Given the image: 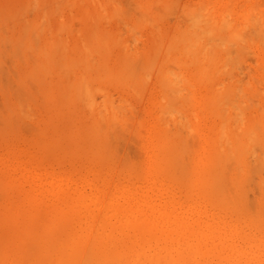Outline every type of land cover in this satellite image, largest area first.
<instances>
[{
	"label": "bare ground",
	"instance_id": "6f19581e",
	"mask_svg": "<svg viewBox=\"0 0 264 264\" xmlns=\"http://www.w3.org/2000/svg\"><path fill=\"white\" fill-rule=\"evenodd\" d=\"M253 183L264 0H0V264H221Z\"/></svg>",
	"mask_w": 264,
	"mask_h": 264
},
{
	"label": "rangeland",
	"instance_id": "374dc122",
	"mask_svg": "<svg viewBox=\"0 0 264 264\" xmlns=\"http://www.w3.org/2000/svg\"><path fill=\"white\" fill-rule=\"evenodd\" d=\"M131 145L132 144H130V146ZM134 146H135V149L137 150L138 148L136 147V145H134ZM129 149H130V147H129ZM135 149L133 150V152H131V151L130 152L132 154L137 153V152H134ZM253 185H256V187L258 189L257 190L258 194L254 193L256 190L253 191V188L255 187V186L253 187ZM253 185L250 186V190L253 187L252 190L249 191V193L252 196L249 195L248 201H249V203L251 202L250 204H252V201L249 199H251V198L253 200L255 199L254 201L256 204L255 203L252 204L254 208L250 209L249 213L245 214L242 211H238V212H234V213H222L221 214V218H223L224 220H229L230 218L231 219L236 218L238 220V222L239 221L241 222L243 227L241 225L240 226L244 230L246 228V227H244V224L247 223L248 226L250 225L249 226L250 230H248L249 227H247L246 231L243 230L244 232H241L240 234L237 235V239L235 241V243H236L235 248L233 250H230V252L228 253V255H226V257H222L221 264H241L243 262V260H242L243 257L241 255L240 249L244 246H247V244H249V243L251 244L253 250H256V248L260 245V240H261L260 235H261V232L264 231V210H261V206L264 207V190H262V188L264 189V183H263V185L261 183H253ZM256 187H255V189H256ZM262 191H263V193H262ZM242 222H244V224ZM220 234H222V236H225L226 234H229V230H226L223 227L220 230ZM227 252L228 251H226V253Z\"/></svg>",
	"mask_w": 264,
	"mask_h": 264
}]
</instances>
